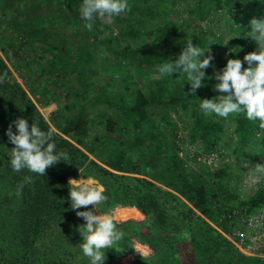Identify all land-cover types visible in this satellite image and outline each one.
I'll list each match as a JSON object with an SVG mask.
<instances>
[{
    "label": "trees",
    "instance_id": "16d2710c",
    "mask_svg": "<svg viewBox=\"0 0 264 264\" xmlns=\"http://www.w3.org/2000/svg\"><path fill=\"white\" fill-rule=\"evenodd\" d=\"M81 4L0 0V264H89L78 230L85 221L76 215L86 210L136 215L113 219L125 235L105 249L103 264L119 257L125 264H264L240 254L202 216L215 222L212 200H228L229 165L192 168L176 152L181 135L209 150L229 128L240 143L254 137L264 149L259 121L199 108L220 95L215 72L256 50L249 21L264 19V0H129V11L97 19L92 30L84 27ZM194 18L208 23L192 27ZM189 40L213 57L194 95L185 74L157 71ZM11 66L27 88L11 77ZM35 101L56 103L48 119ZM17 118L50 130L67 159L44 176L14 172L6 131L11 125L16 132ZM78 172L104 187L108 199L99 210L71 208L67 176ZM25 176L33 182L24 183Z\"/></svg>",
    "mask_w": 264,
    "mask_h": 264
},
{
    "label": "clouds",
    "instance_id": "9594fccd",
    "mask_svg": "<svg viewBox=\"0 0 264 264\" xmlns=\"http://www.w3.org/2000/svg\"><path fill=\"white\" fill-rule=\"evenodd\" d=\"M130 10L129 0H82L80 6L81 18L86 21L84 27L92 30L97 19L112 20L114 17ZM251 31L248 36L256 43V50L246 53L243 61L228 59L226 65L215 72L218 81L215 90L220 95L211 99H202L199 108L205 115L214 114L227 119L229 116L243 114L250 122L259 121V127L264 129V19L252 18L249 21ZM206 50L187 41L186 47L172 61H165L157 66L161 77L173 74H185L190 92L203 86L204 69L211 67L213 57L204 55ZM247 67H244V64ZM3 82V77H0ZM16 132L10 125L6 131L8 140L13 145L10 149V165L14 172L27 170L30 173L44 176L46 170L60 160H66L67 154L56 151L53 133L42 130L38 124L29 125L24 118L13 121ZM254 172L255 183L264 179V164H257ZM31 176L24 177V183H32ZM24 183L18 186L16 195L22 194ZM70 206L73 210L82 207L98 209L107 202L102 185L89 184L80 180H69ZM76 215L85 223L79 227L82 237L80 249L89 260V264H103L105 249H110L124 238V232L117 228L111 215L94 214L92 210L76 211Z\"/></svg>",
    "mask_w": 264,
    "mask_h": 264
},
{
    "label": "rangeland",
    "instance_id": "374dc122",
    "mask_svg": "<svg viewBox=\"0 0 264 264\" xmlns=\"http://www.w3.org/2000/svg\"><path fill=\"white\" fill-rule=\"evenodd\" d=\"M178 7L179 6H176V8ZM207 23L208 21L205 20L204 18L202 19L194 18V20L190 21L192 27H196L201 24L204 25ZM228 36H229V32L225 30V33H222V37L227 38ZM0 54L2 53L0 52ZM10 68L12 71L11 77L17 80L18 82H21L22 85L25 88H27L22 78L17 73L16 69L12 68V66ZM35 104L46 119L50 117L51 112L56 108L55 102L41 104L35 101ZM259 132H260V128L257 131V134H259ZM177 142H178V146L176 152L178 153L179 156L183 158L186 165L189 167L191 166L192 168H195L198 165L197 162L202 163L208 168L212 167V170H214L219 165L220 162H225L229 165L228 177L224 182L227 189V191L225 192V195L228 197L227 201L233 198L237 187L241 184L240 182L242 181L243 178L247 176L249 171L255 169V166L257 164H264L263 147H261L258 143L254 144V137L248 139L245 142L240 143L237 138V134L234 132V128L233 129L229 128L228 131L225 134H223L222 139L220 141L221 143L217 144L215 146L216 148L209 150H204L202 143L198 139H194L193 141H189L186 139L184 140L183 136L181 135L180 139ZM211 152L215 153V156L211 162H208L207 158ZM77 175H80V177L83 178L80 179V181L82 182L95 184L97 186L101 185L98 183L96 179L92 178L91 176H83L81 175L80 172H78L74 176L68 175L67 178L68 180H73L72 177H76ZM89 177H91L92 180ZM84 178H86L87 180H85ZM95 214L111 215V217L115 220L134 218L136 216L135 214L134 215L130 214L121 218L115 217L113 215V210L109 212L96 211ZM127 260L128 259H122L119 257L116 263L118 264L119 262H121V264H125Z\"/></svg>",
    "mask_w": 264,
    "mask_h": 264
},
{
    "label": "built area",
    "instance_id": "2783aa9c",
    "mask_svg": "<svg viewBox=\"0 0 264 264\" xmlns=\"http://www.w3.org/2000/svg\"><path fill=\"white\" fill-rule=\"evenodd\" d=\"M214 156L211 152L208 162ZM255 177L254 169L250 170L229 201L223 202L216 194L217 198L212 200V206H218L215 222L201 215L240 254L264 258V179L257 184ZM257 192H261L260 197L252 202Z\"/></svg>",
    "mask_w": 264,
    "mask_h": 264
},
{
    "label": "crops",
    "instance_id": "0c3cea01",
    "mask_svg": "<svg viewBox=\"0 0 264 264\" xmlns=\"http://www.w3.org/2000/svg\"><path fill=\"white\" fill-rule=\"evenodd\" d=\"M91 180L92 178L89 177ZM73 180H80V179H83L82 177H80V175H77L76 177H72ZM85 180H87L86 178H84Z\"/></svg>",
    "mask_w": 264,
    "mask_h": 264
}]
</instances>
